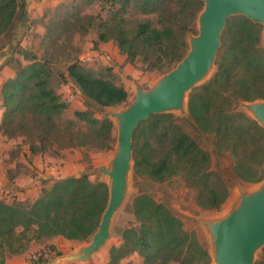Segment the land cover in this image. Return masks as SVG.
Wrapping results in <instances>:
<instances>
[{
    "label": "trees",
    "instance_id": "16d2710c",
    "mask_svg": "<svg viewBox=\"0 0 264 264\" xmlns=\"http://www.w3.org/2000/svg\"><path fill=\"white\" fill-rule=\"evenodd\" d=\"M133 0H113L121 6L109 19L101 14L67 15L52 21L45 39L57 47L71 45L77 31H97L95 47L114 41L120 53L134 62L142 57L146 70H162L179 62L188 48L202 0H134L142 13L156 20L126 15ZM26 0H0V39L22 22ZM263 26L243 15L230 17L222 35L213 76L189 94L188 119L174 113L152 114L134 133L133 172L141 179L165 182L181 176L197 192L205 209L219 210L230 188L218 181L212 171L210 152L201 144L202 135L214 137L219 153L235 156L234 173L247 183L264 179V128L237 108L242 101L264 99ZM27 64L19 62L16 75L1 88L0 133L9 138L24 137L32 154H41L48 145L60 148L86 145L89 139H103L101 147L112 142L113 121L94 116L91 109L77 110L75 116L88 124V131L76 129L74 122H57L69 107L52 85L49 59L25 53ZM64 80L72 81L88 104L101 108L119 105L129 97L128 90L110 78L75 60L67 65ZM190 127L196 136L187 128ZM106 182H94L88 174L60 178L44 188L34 201L0 196V263L26 250L32 237L63 236L83 241L93 235L108 203ZM136 223L119 229L122 242L110 249L105 264H119L133 253L143 264H208L210 254L195 232L184 227L182 219L164 202L140 190L128 205ZM34 234L31 236V232ZM61 254V252H58ZM42 257L35 263L46 261Z\"/></svg>",
    "mask_w": 264,
    "mask_h": 264
},
{
    "label": "rangeland",
    "instance_id": "374dc122",
    "mask_svg": "<svg viewBox=\"0 0 264 264\" xmlns=\"http://www.w3.org/2000/svg\"><path fill=\"white\" fill-rule=\"evenodd\" d=\"M28 1V0H26ZM119 3L113 4V0H42L40 2H30L28 5L29 20L25 28L23 36L21 29V21L14 25L11 32L6 37L0 39V50L6 48L9 44L15 45L17 40L21 37L20 46H17L18 56L12 63V66L17 71L20 57L23 58L22 64H27L30 60L24 58L25 53H35L39 58H48L49 70L51 72L52 85L62 97L69 102L68 109L57 118L60 124H66L70 121L74 122V127L87 132L88 124L80 121L75 116L77 110L91 109L95 117L103 118L108 116L113 120V139L108 148L101 147L103 139L95 140L89 139L86 145L60 148L58 145H48L47 149L41 157L40 166L34 163L35 156L26 158L22 155L25 152L24 147L29 150L30 143L24 137L14 138L12 148H8L9 137H4V145L0 146V168L8 172L9 178H12L16 173H24L25 175H32L39 178L40 186L47 184L48 187L54 181L69 176H79L88 174L90 179L94 182L108 183V176L102 170V166H109L110 160L113 158L118 143V126L116 120L94 104H88L79 88L70 80H64L62 74H67V65L75 60L79 61L87 68L94 70L99 76L110 78L118 84L123 85L129 92L128 99L116 106L107 107L110 112H118L129 106L133 96L136 94L137 86L144 89H150L163 75L172 70L177 64L166 66L162 70L153 69L146 70L147 65L144 63L142 57L137 58L134 62L127 59L126 55L120 53L117 44L109 43L102 50H99L94 45V39L97 37L95 28H91L89 32L83 33L77 31L69 45L62 42L60 46H53L50 41L42 36L41 28H46L52 21H59L64 19L67 15L80 12L82 14H101L104 18L109 19L113 10L120 8ZM126 15L135 19L156 20L154 14H145L140 11L135 1L128 6ZM40 28V29H39ZM40 30V31H39ZM199 33L198 20L195 23L193 31L189 35H197ZM46 34V32H45ZM187 37V42L189 40ZM26 37V39H25ZM261 44L264 47V34L262 30ZM189 49V44L187 51ZM99 50V51H97ZM186 51V53H187ZM217 67H215L210 75L205 78L200 85L206 82L213 76ZM237 108L240 111L251 115V112L243 103H238ZM182 119H188L189 114L175 113ZM196 136V133L187 127ZM2 133V132H1ZM4 134V133H2ZM201 144L210 152L212 157V171L215 178L229 186L230 192L226 202L219 210L205 209L197 200V192L186 184L181 176H175L165 182H154L150 180L141 179L136 180L133 170L129 174V188L127 197L121 208L114 214L111 224V235L106 245L102 247L98 253L94 255L92 262L87 260H78L72 263L64 264H105L110 258V249L113 245H119L122 238L119 234V229L126 228L136 223L135 216L130 211L128 205L133 196L140 190L152 194L157 200L166 203L184 222V227L190 232H195L201 244L207 248L211 261L208 264H214L211 256L212 238L207 226L210 220H216L228 212H230L237 205L242 194L250 193L256 190L264 181L257 183H247L238 178L234 173L235 156L230 152L221 154L218 152L214 137L211 135H202ZM28 147V148H27ZM40 157V156H38ZM17 160V166L9 168L10 164ZM30 162L34 165L31 169L28 165ZM47 165H50L47 167ZM55 170L51 171V168ZM1 179V178H0ZM1 181V180H0ZM51 181L53 182L51 184ZM3 183V182H2ZM4 186V185H3ZM8 187V186H7ZM4 190H10L9 188ZM16 189H13L15 193ZM4 195V194H3ZM2 193L0 196L4 197ZM11 201V200H10ZM31 236L34 234L30 231ZM93 235L88 239L79 241L67 239L63 236L43 237L40 239L32 237L25 251L20 254L12 256L9 264H36L34 256H39V253L47 252V258L50 259L58 252L67 254L75 252L78 248L88 245L92 241ZM47 259V260H48ZM120 264H142L137 260L120 262ZM175 264V263H171ZM254 264H264V246L257 250L255 254Z\"/></svg>",
    "mask_w": 264,
    "mask_h": 264
},
{
    "label": "water",
    "instance_id": "95a60500",
    "mask_svg": "<svg viewBox=\"0 0 264 264\" xmlns=\"http://www.w3.org/2000/svg\"><path fill=\"white\" fill-rule=\"evenodd\" d=\"M32 1L42 0L26 1L21 37L29 20L28 5ZM202 1L204 7L197 18L199 33L189 35V49L178 64L157 80L152 88L137 86L136 94L127 108L118 112H110L107 107L101 108L115 118L119 133L117 149L109 166L101 167L108 176L109 198L92 241L75 252L58 254L37 264L93 261L94 255L110 238L113 216L127 197L129 174L134 166V133L139 124L152 114H189V94L217 67L222 35L230 17L246 16L261 24L264 34V0ZM21 37L17 43L21 42ZM241 103L251 112L249 116L264 128V99ZM207 226L212 238L211 256L214 264H254L257 250L264 246V181L256 190L242 194L235 208L219 219L208 221Z\"/></svg>",
    "mask_w": 264,
    "mask_h": 264
},
{
    "label": "crops",
    "instance_id": "0c3cea01",
    "mask_svg": "<svg viewBox=\"0 0 264 264\" xmlns=\"http://www.w3.org/2000/svg\"><path fill=\"white\" fill-rule=\"evenodd\" d=\"M40 29V28H39ZM40 31V30H39ZM46 32V28L42 27L41 28V35L44 36ZM26 39V37H25ZM22 41V39H21ZM115 44L113 41H107V42H100L98 46L96 47L99 50H102L104 47L109 45V43ZM21 43V42H20ZM20 43H17L15 45H8L6 48H3L0 50V108L2 104V98H1V88L3 83L9 79L12 78L16 75V70L12 66L13 61L18 57L16 56L17 54V46H20ZM119 49V48H118ZM97 50V51H99ZM20 61L23 63V58H19ZM4 137H7L5 134L0 133V146L4 145ZM8 138V137H7ZM15 141L14 138L9 139L8 143V148H12V142ZM28 148V147H27ZM24 151L22 155L26 158L30 156H35L34 163L36 165L40 166L41 162L40 160L43 159L41 157H46L42 154H32L30 150L26 149L24 147ZM40 156V157H38ZM28 163V162H27ZM29 167L31 169H34V165H32L30 162L28 163ZM17 166V160L12 162L9 166L11 167H16ZM0 187H4V189L9 188V191H13V189H16L15 194L18 200H31L34 201L36 200L42 193V190L44 188H50L48 187V182L47 184H43L42 186L39 185V183H42L43 180L39 181V178L36 176L32 175H25L23 172L21 173H16L15 175L12 176V178H9L8 172L3 170V167L0 168ZM3 182V183H2ZM44 182V181H43ZM53 182L51 181V184ZM4 185V186H3ZM3 189V188H2ZM132 259H135L138 261V263L143 264V257L140 256L138 253H133L130 256H127L123 258L120 262L124 261H131ZM10 259H8L5 263H0V264H9ZM120 264V263H119Z\"/></svg>",
    "mask_w": 264,
    "mask_h": 264
},
{
    "label": "built area",
    "instance_id": "2783aa9c",
    "mask_svg": "<svg viewBox=\"0 0 264 264\" xmlns=\"http://www.w3.org/2000/svg\"><path fill=\"white\" fill-rule=\"evenodd\" d=\"M48 166H50V165H47V167ZM53 170H55V168L52 167L51 171H53ZM0 193H2V195L4 194L3 195L4 198L9 199V200H12V199H14L16 197V194L13 191L4 190V189H2V187H0ZM46 256H47V252L46 251H44V253H39L38 257L34 256L35 262L40 260V258L46 257Z\"/></svg>",
    "mask_w": 264,
    "mask_h": 264
}]
</instances>
